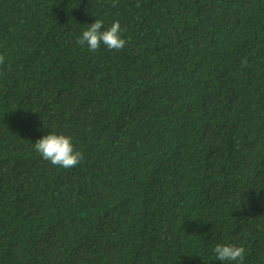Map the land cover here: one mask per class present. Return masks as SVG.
<instances>
[{
    "label": "trees",
    "instance_id": "16d2710c",
    "mask_svg": "<svg viewBox=\"0 0 264 264\" xmlns=\"http://www.w3.org/2000/svg\"><path fill=\"white\" fill-rule=\"evenodd\" d=\"M0 54V264H264V0H0Z\"/></svg>",
    "mask_w": 264,
    "mask_h": 264
},
{
    "label": "clouds",
    "instance_id": "9594fccd",
    "mask_svg": "<svg viewBox=\"0 0 264 264\" xmlns=\"http://www.w3.org/2000/svg\"><path fill=\"white\" fill-rule=\"evenodd\" d=\"M102 28L103 21L95 19V22L88 25L82 32L77 43L87 46L88 50L93 52L97 51L102 44L109 50L119 51L125 47L126 40L121 38V25L118 20L113 22L108 29L102 30ZM5 62V55L0 54V65ZM33 148L44 160L64 169L74 168L84 159L81 152L74 150L69 136L55 132L36 140ZM213 251L217 261H236L243 264L245 249L242 246L217 244Z\"/></svg>",
    "mask_w": 264,
    "mask_h": 264
}]
</instances>
